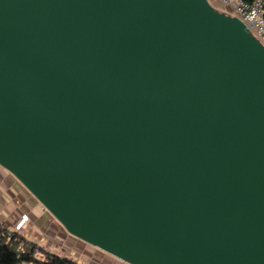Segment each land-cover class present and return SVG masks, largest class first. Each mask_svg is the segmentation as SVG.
Wrapping results in <instances>:
<instances>
[{"label": "water", "instance_id": "obj_1", "mask_svg": "<svg viewBox=\"0 0 264 264\" xmlns=\"http://www.w3.org/2000/svg\"><path fill=\"white\" fill-rule=\"evenodd\" d=\"M0 167L124 264H264V45L209 0H0Z\"/></svg>", "mask_w": 264, "mask_h": 264}, {"label": "crops", "instance_id": "obj_2", "mask_svg": "<svg viewBox=\"0 0 264 264\" xmlns=\"http://www.w3.org/2000/svg\"><path fill=\"white\" fill-rule=\"evenodd\" d=\"M209 2L223 8L217 0ZM23 222L26 232L21 236L23 242L19 247L27 244L24 247L27 248L32 244L38 249L31 255L32 261L20 264H44L47 254L76 264H124L70 236L10 173L0 167V227L20 233L19 226Z\"/></svg>", "mask_w": 264, "mask_h": 264}, {"label": "built area", "instance_id": "obj_3", "mask_svg": "<svg viewBox=\"0 0 264 264\" xmlns=\"http://www.w3.org/2000/svg\"><path fill=\"white\" fill-rule=\"evenodd\" d=\"M223 9L220 11L238 18L250 32L264 45V0H217ZM230 7V9H228ZM20 234L26 232L25 223H21Z\"/></svg>", "mask_w": 264, "mask_h": 264}, {"label": "trees", "instance_id": "obj_4", "mask_svg": "<svg viewBox=\"0 0 264 264\" xmlns=\"http://www.w3.org/2000/svg\"><path fill=\"white\" fill-rule=\"evenodd\" d=\"M251 2L252 0H246ZM23 242L21 234L16 232H8L0 227V264H20L23 262L32 261V253L38 249L35 245L27 244L19 247ZM36 247V249H35ZM47 261L44 264H76L66 258H61L56 255H46Z\"/></svg>", "mask_w": 264, "mask_h": 264}, {"label": "rangeland", "instance_id": "obj_5", "mask_svg": "<svg viewBox=\"0 0 264 264\" xmlns=\"http://www.w3.org/2000/svg\"><path fill=\"white\" fill-rule=\"evenodd\" d=\"M213 5H214V7H215L216 9H218V10L220 11L221 8L219 9L215 3H214ZM222 9H223V8H222ZM222 9H221V10H222ZM35 249H36V247H35ZM36 250H37V249H36Z\"/></svg>", "mask_w": 264, "mask_h": 264}]
</instances>
